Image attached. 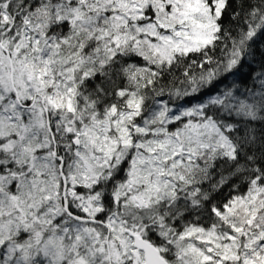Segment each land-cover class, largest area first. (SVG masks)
<instances>
[{"label": "snow or ice", "instance_id": "1", "mask_svg": "<svg viewBox=\"0 0 264 264\" xmlns=\"http://www.w3.org/2000/svg\"><path fill=\"white\" fill-rule=\"evenodd\" d=\"M0 264H264V0H0Z\"/></svg>", "mask_w": 264, "mask_h": 264}]
</instances>
